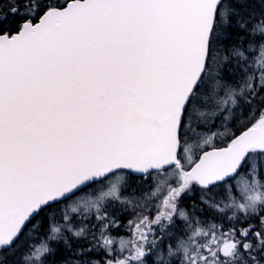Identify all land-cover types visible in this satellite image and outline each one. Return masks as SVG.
Here are the masks:
<instances>
[{
  "label": "snow or ice",
  "instance_id": "1",
  "mask_svg": "<svg viewBox=\"0 0 264 264\" xmlns=\"http://www.w3.org/2000/svg\"><path fill=\"white\" fill-rule=\"evenodd\" d=\"M0 264H264V0H0Z\"/></svg>",
  "mask_w": 264,
  "mask_h": 264
}]
</instances>
